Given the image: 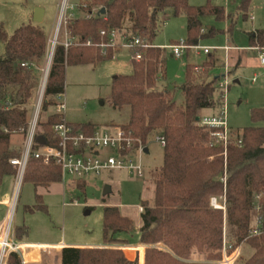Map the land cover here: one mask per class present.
Instances as JSON below:
<instances>
[{"label": "trees", "instance_id": "1", "mask_svg": "<svg viewBox=\"0 0 264 264\" xmlns=\"http://www.w3.org/2000/svg\"><path fill=\"white\" fill-rule=\"evenodd\" d=\"M251 1L240 0L236 8L243 20L248 18ZM77 6L80 16L68 28L81 44L107 43L108 32L115 30L152 45L158 33V16L171 10L173 17L185 16L187 38L184 42L195 47L199 37L215 34L209 29L200 35L202 16L210 15L217 21L230 18L221 7H192L187 0H85V4ZM88 14L92 16L86 19ZM231 29L232 23L228 32ZM101 31L105 32L104 36L100 35ZM247 35L250 48H264V28ZM0 44L3 48L0 59L1 179L5 175H16L9 160L20 157L21 150L10 147V138L13 134L24 136L26 132L40 68L48 54V37L39 25L28 24L16 29L11 36L0 32ZM160 56L159 48L144 50L140 62L131 61L130 75L113 79L110 94L114 109L129 108L128 122L121 127L126 134L143 145L153 134L164 139L163 164L151 175L153 200L140 202L139 240L146 247L142 264H217L223 228L227 241L252 249L251 256L242 264H264V109L253 110L250 117L254 126L235 134L241 144L231 142L227 147L224 168L222 147H210L209 135L198 126L202 111L219 108L221 104L213 97L218 89V77L207 81L203 76L213 68L212 57L200 65L206 70L203 74H196L193 66H186L184 83L178 88L182 103L178 105L173 91L157 86L164 78ZM111 57V52L107 57L101 56L97 47L67 50L61 45L55 47L37 119L34 149L59 146L53 127L61 122L62 116L46 112L55 106V96L64 93L65 67L99 63ZM22 63L34 67L21 68ZM42 115H46L45 120H41ZM71 126L85 133L94 128ZM224 172L225 186L221 181ZM60 181L58 167L44 166L39 160L28 158L22 183L31 184L36 191ZM77 189L84 191L85 183L78 182ZM222 196L225 211L211 208L210 198ZM255 204L260 207L263 224L260 235L250 237ZM26 210L47 213L38 195H35V204ZM102 224L104 247L63 248L60 264H139L138 256L128 261L120 248L112 247L119 244L113 235L129 233L132 222L121 216L116 207H104ZM15 233L21 239L27 228L17 227ZM156 244L165 249L148 247ZM194 253L204 255L205 262L191 261ZM7 264L20 263L16 255H11Z\"/></svg>", "mask_w": 264, "mask_h": 264}, {"label": "rangeland", "instance_id": "2", "mask_svg": "<svg viewBox=\"0 0 264 264\" xmlns=\"http://www.w3.org/2000/svg\"><path fill=\"white\" fill-rule=\"evenodd\" d=\"M60 1L0 0V32L11 36L19 27L34 24L32 22L33 13L36 8H40L43 10L44 17L39 26L47 37H52ZM187 2L192 7H221L225 15L230 18L217 21L213 16H202L199 19L200 35L206 34L209 29H212L215 34L199 37L196 47L200 49L191 47L179 59H175L167 47L179 41L186 42V18L183 15L173 17L171 10L160 14L158 33L152 43L154 47L161 49L162 68L160 70L163 69L164 74V78L158 81L157 86L173 91L174 101L180 105L182 96L178 88L184 83L186 66L190 65L197 69L196 74H203L206 70L200 68L202 67L200 65L212 57L210 61L213 68L208 74L203 75L204 79L210 81L218 77L217 83H220L224 76H227L228 87L223 98L222 90L217 89L213 97L215 101L221 103L219 108L203 111V116L218 117L220 110L223 109L227 128L235 135L244 128L254 126L250 117L253 110L264 109V65H261L259 61L261 53L249 48L247 35L254 30L264 28V0L251 1L246 20H243L236 10L240 0H187ZM70 3L81 5L85 4V0H70ZM251 17L252 21H250ZM231 23L232 29L228 32ZM225 46L236 48L228 53V58L224 56ZM203 48L207 49V54L203 53ZM2 57L3 48L0 44V59ZM46 60L47 57L41 68L45 66ZM131 72V58L126 50H120L107 61L66 66L64 98L62 99L65 109L60 111L55 105L50 107L46 114H61L65 122L75 126L91 125L97 129L122 127L127 124L130 111L128 107L114 109L111 106V86L113 79L118 76H128ZM254 78L255 82H253ZM37 95L38 87L34 92L30 107L29 121ZM222 100H224V105ZM45 117L46 115H42L41 120H45ZM158 137L159 135H150L144 145L148 151L140 158L142 165V177L140 178L130 175L126 170H112L102 173L99 177L88 178L84 191L76 189L77 184L62 190L63 185L70 183L69 177H65L62 184H55L49 188H38L34 191L29 183H18V179L11 175L3 176L0 179V224L5 219L6 215L2 218V214L4 211L7 212L8 204L14 202L13 227L27 228L22 241L65 243L67 247L72 248L98 247L104 246L102 224L104 207H116L121 216L132 222V228L129 233L114 234L113 239L124 247L131 248L141 245L138 232L140 202H152L151 175L163 164V149L156 140ZM23 143L21 134H13L10 138V147L13 149L21 150ZM101 153L112 154L105 150H101ZM132 161L136 163V159ZM223 161L226 166L224 157ZM105 188H108L107 193H104ZM35 195L41 197L43 205L47 207V213L26 210L35 204ZM213 198L217 200V205L223 206V196L211 197L210 201ZM4 201L7 202L6 205L1 203ZM223 230L225 231L224 228ZM148 247L165 249L161 244ZM144 249L140 250L142 256ZM252 252L249 246L243 244L239 248V255L234 264H242ZM131 253L133 254L132 251H125L123 255L131 258ZM60 257L61 250L52 248L50 254H42L36 264H60ZM190 260L205 262L204 255L198 253L192 254ZM139 264H141L140 259Z\"/></svg>", "mask_w": 264, "mask_h": 264}, {"label": "built area", "instance_id": "3", "mask_svg": "<svg viewBox=\"0 0 264 264\" xmlns=\"http://www.w3.org/2000/svg\"><path fill=\"white\" fill-rule=\"evenodd\" d=\"M84 7V5L82 6ZM78 6L71 4L70 0H61L57 7L56 23L52 37H48V54L47 62L43 68H40V80L38 84V95L36 103L33 106V112L26 132L23 136V148L21 149L20 157L9 160L10 165L16 169V179L18 183H22L23 174L27 165L29 157L39 160L44 165H54L59 168L61 173V182L65 177L71 179L70 183L63 185L65 189L76 185L78 182L86 184L90 177H99L102 173L112 170H126L131 175L137 178L142 177V165L140 158L145 154L143 144L131 138L126 134L121 127H104L101 129L93 128L92 132L85 133L84 131L74 129L70 124L64 121L53 127L54 134L59 141L58 148L41 147L34 149V137L39 112L43 102L44 89L49 73L51 58L53 51L57 45H61L65 50L71 47H97L100 49V55L107 57L111 52L112 57L120 50H126L130 53L131 61L140 62L142 60V52L150 48H156L153 45L144 43L136 37L128 36L125 32L112 30L108 32L107 43L98 45L92 44L90 41L85 43H78L70 34L69 25L71 22L80 16ZM92 14L85 15L89 19ZM252 17L250 20L252 21ZM101 36L105 35L104 31L100 32ZM189 48L184 41H179L167 47L173 58L179 59L184 52ZM200 49L198 47H194ZM260 52V64L264 65V48H253ZM226 50V48H225ZM204 54L208 51L206 48L202 49ZM111 57V58H112ZM21 68L34 67L32 64L22 63ZM227 76H224L222 81L217 85L218 89L222 90L223 94L228 87ZM255 82V78L253 79ZM63 94L55 96V105L60 111H64L65 105L62 99ZM223 105H224V100ZM61 115V114H60ZM62 116V115H61ZM198 126L202 128L209 135L210 147H222L223 157L226 159V150L231 142L240 145V141H236V136L227 128L223 109L220 110L218 117H200ZM157 142L161 147L164 146V139L158 137ZM135 143L138 145L135 146ZM101 150L109 151L111 155L102 154ZM136 159V163L132 161ZM225 168V166H224ZM223 186H225L226 175L225 172L221 178ZM222 204L217 205L215 198L211 199L210 206L215 210H225V197L222 198ZM254 212L253 228L249 234L250 237L258 236L261 233L263 224L262 216L260 214V207L254 205L252 208ZM15 214V203L11 202L8 205L5 219L0 224V264H7L11 255H16L20 264H28L25 260V252L38 248L40 252L47 255L50 254L51 246L47 245H25L22 244L15 234L13 227V219ZM239 246L227 241L225 231L222 235V246L220 250V260L217 264H234L239 255ZM144 249L140 247L139 250Z\"/></svg>", "mask_w": 264, "mask_h": 264}, {"label": "crops", "instance_id": "4", "mask_svg": "<svg viewBox=\"0 0 264 264\" xmlns=\"http://www.w3.org/2000/svg\"><path fill=\"white\" fill-rule=\"evenodd\" d=\"M44 17V16H43ZM42 21H43V18H42ZM251 21V20H250ZM49 37V36H48ZM248 44H249V42H248ZM225 48H226V50H225ZM250 48V47H249ZM236 48H234V47H231V46H225L224 48H223V51H224V56H225V58H228V53L230 52V51H232V50H235ZM119 52V51H118ZM117 52V53H118ZM129 53V52H128ZM130 54V53H129ZM112 59V58H111ZM162 66V65H161ZM163 70V69H162ZM161 70V71H162ZM164 75V74H163ZM219 84V83H218ZM217 84V85H218ZM204 111H206V110H204ZM220 113V112H219ZM202 115V117H216V116H203V111L200 113V116ZM147 149V148H146ZM147 151H148V149H147ZM14 178H15V176H14ZM62 184V182L60 181L59 183H56V184ZM52 185H55V184H52ZM52 185H50V186H52ZM86 185V184H85ZM49 186V187H50ZM49 187H47V188H49ZM61 189L63 190V189H65L64 187H61ZM77 189V188H76ZM2 204H4V205H6L7 204V202H1ZM11 203V202H10ZM9 203V204H10ZM8 204V205H9ZM46 209H47V207H46ZM142 212V209H141V207H140V213ZM6 212L4 211V213L2 214V218L6 215L5 214ZM139 213V214H140ZM15 230H16V228H15ZM16 234V233H15ZM24 237V236H23ZM17 238V237H16ZM18 239V238H17ZM22 239V238H21ZM21 239H18L22 244H25V245H31V246H40V245H47V246H51L52 248H57V249H60V250H62L63 248H67V245L65 244V243H57V244H51V243H31V242H27V241H22ZM74 247H75V245H73ZM98 247H104V246H98ZM112 247H117V248H120L121 250H122V252L124 253L125 251H129V252H133V255L131 256V258H127L126 256V258L128 259V260H130V261H132V260H134L137 256L140 258V263L142 264V254L140 253V250H139V248L140 247H143V245H139V246H134V247H124L122 244H115L114 246H112ZM76 248H79V247H76ZM144 248H145V246H144ZM42 254H45V253H43V252H40L39 250H38V248H34V249H32V250H27L26 252H25V260L27 261V263L28 264H36L38 261H39V259H40V257H41V255Z\"/></svg>", "mask_w": 264, "mask_h": 264}, {"label": "water", "instance_id": "5", "mask_svg": "<svg viewBox=\"0 0 264 264\" xmlns=\"http://www.w3.org/2000/svg\"><path fill=\"white\" fill-rule=\"evenodd\" d=\"M103 12H104V10L101 11V14ZM42 18H43V10L40 9V8H36L35 11H34V13H33V16H32V22L34 24L39 25L42 22ZM37 140L41 142V139L40 138H38ZM144 153H147V149L146 148L144 149ZM107 192H108V188H105L104 189V193H107Z\"/></svg>", "mask_w": 264, "mask_h": 264}]
</instances>
